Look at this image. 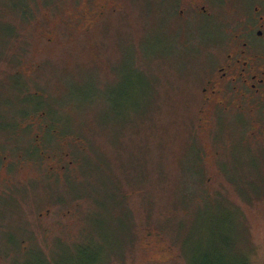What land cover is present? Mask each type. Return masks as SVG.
<instances>
[{"label":"rangeland","instance_id":"1","mask_svg":"<svg viewBox=\"0 0 264 264\" xmlns=\"http://www.w3.org/2000/svg\"><path fill=\"white\" fill-rule=\"evenodd\" d=\"M25 1L0 0V264H264V125L200 92L239 8Z\"/></svg>","mask_w":264,"mask_h":264},{"label":"flooded vegetation","instance_id":"2","mask_svg":"<svg viewBox=\"0 0 264 264\" xmlns=\"http://www.w3.org/2000/svg\"><path fill=\"white\" fill-rule=\"evenodd\" d=\"M227 2L234 9L239 8L237 11L240 13H228L232 18L227 21L232 23L228 28L230 38L227 45L230 50L223 55L201 88L202 102L214 112L229 110L231 105L240 107L250 115L252 113L256 124L264 125V0H167L164 13L168 21L198 18L214 24L220 11L218 7H224ZM103 8L99 7L94 15L102 16ZM201 111L204 112L203 109ZM202 120L201 116L199 122ZM48 211L45 209L43 214L47 215ZM67 216L66 213L61 217ZM33 231L29 235L35 240L38 232L35 234Z\"/></svg>","mask_w":264,"mask_h":264},{"label":"trees","instance_id":"3","mask_svg":"<svg viewBox=\"0 0 264 264\" xmlns=\"http://www.w3.org/2000/svg\"><path fill=\"white\" fill-rule=\"evenodd\" d=\"M32 3H34V0H30V1L29 0H26L24 4H21V3L14 4V9L16 11H18L19 13H21V16H22L21 18H23V21L24 22H28V20H31L32 18L34 19V17H33L34 10H33L32 6H31ZM11 39H13V38H11ZM15 73H18V72H15ZM75 140L77 141V139H75ZM60 167L64 168V165L60 164ZM56 168H59V167L57 166ZM62 168H59V169H62ZM57 171H58V169H57ZM59 173H61V171H58L56 174H59ZM27 238L33 240V237L32 236H27ZM162 248H163V253L160 254V256L161 257L164 256L162 258H165L168 255V251H167V249L165 247H162ZM105 260H106V258H105ZM216 264H223V263H221L220 261H218ZM228 264H252V263L250 262L249 258H247L246 256H244L242 260H240V261H233L232 260V262L231 263H228Z\"/></svg>","mask_w":264,"mask_h":264}]
</instances>
